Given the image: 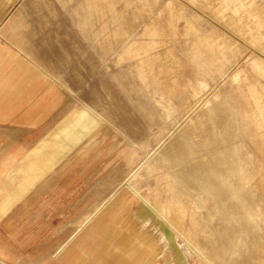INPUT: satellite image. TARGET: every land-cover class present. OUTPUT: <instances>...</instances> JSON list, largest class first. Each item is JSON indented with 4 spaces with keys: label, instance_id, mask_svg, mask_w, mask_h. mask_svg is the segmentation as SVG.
I'll use <instances>...</instances> for the list:
<instances>
[{
    "label": "rangeland",
    "instance_id": "1",
    "mask_svg": "<svg viewBox=\"0 0 264 264\" xmlns=\"http://www.w3.org/2000/svg\"><path fill=\"white\" fill-rule=\"evenodd\" d=\"M0 3L10 19L1 40L58 94L44 125L13 138L0 164L57 122L60 132L91 127L65 154L34 152L46 139L33 150L19 171L23 194L0 219V261L117 264V245L108 263L76 237L62 247L100 216L111 238L121 226L145 233L141 248L156 247L139 251L146 263L264 264V0Z\"/></svg>",
    "mask_w": 264,
    "mask_h": 264
},
{
    "label": "crops",
    "instance_id": "2",
    "mask_svg": "<svg viewBox=\"0 0 264 264\" xmlns=\"http://www.w3.org/2000/svg\"><path fill=\"white\" fill-rule=\"evenodd\" d=\"M4 8L0 3V10ZM8 20L10 19L0 18V28L8 24ZM1 38L0 34V153H6L5 148L11 144L13 138L32 137L44 125L53 111L51 106L54 104V97L58 96V94H55V96L52 94L50 97V90L49 88H45L43 78L38 76V73L34 71L36 66L30 65L33 69L29 68L27 62L16 52L15 48L6 41L1 40ZM80 118L85 125L92 119L87 113L80 114ZM55 125L36 137L32 146L27 151L19 156L13 155L1 162L0 174L3 173V176L0 177V219L7 208L23 194L20 193L19 187L20 172L28 169L29 158L40 142L46 139V141L50 140L53 143L47 145L45 149H36L34 152L53 155L65 154L81 140V136L85 130L91 128L84 126L85 128L76 130L75 126L70 125L65 126L63 128L65 130L60 132L59 126L55 127ZM61 140L65 144L62 145ZM57 161L53 160L47 170H50ZM7 163L9 164L8 167L6 166ZM130 190H132L134 196L137 194L136 197H139V200L141 199L144 202L142 204L146 205L163 222L149 207V205H152L145 197L139 194L133 187H130ZM87 221L80 225L78 229L73 230L72 235L63 243L62 247L69 240L76 237L74 246L81 249L89 247L92 250L104 251L105 253L102 258L106 260L105 263L114 258L112 254H109V248L117 245L124 254L118 259L117 264H155V262L146 263L142 261L139 255L140 250L156 248L155 245L150 246V243L141 248V245L146 240L145 233L137 232L136 228L121 226V229L125 231L124 234L111 238V231L113 229L104 224L100 225L103 221L102 217L95 218V222H91L89 225ZM136 223L135 221V225ZM127 231L133 237L131 243H129ZM110 239L113 240L110 241ZM70 250H67L66 253H69ZM0 264L6 263L0 261Z\"/></svg>",
    "mask_w": 264,
    "mask_h": 264
},
{
    "label": "bare ground",
    "instance_id": "3",
    "mask_svg": "<svg viewBox=\"0 0 264 264\" xmlns=\"http://www.w3.org/2000/svg\"><path fill=\"white\" fill-rule=\"evenodd\" d=\"M135 193V192H134ZM136 196H137V194H136ZM138 199H139V197H138ZM141 200V199H140ZM145 201V200H144ZM141 202H142V200H141ZM142 203H144V202H142ZM147 203V202H146ZM145 203V204H146ZM148 204V203H147ZM149 205V204H148ZM146 206V205H145ZM149 207L152 209V211L158 216V217H160L166 224H167V226H170V224L168 223V221L167 220H165L163 217H162V215L153 207V206H150L149 205ZM260 214V213H259ZM259 218V217H258ZM264 220V219H263ZM260 223H262V222H260ZM177 234H179V232H176ZM181 238H183V240L185 241V243L186 244H188V246H189V248L196 254V256L197 257H199V258H201V259H203V260H205L207 263H208V261H207V258H206V256L197 248V246L195 247L194 245H192L193 243H190V242H188L184 237H182L181 235H179ZM260 239V238H259ZM229 241V245L227 246V254L229 255L230 253H231V250H233L232 249V242L234 241V243H233V246H237L236 245V240L234 239V238H232V237H230V239H228ZM183 241V242H184ZM241 241V240H240ZM241 244V243H240ZM260 244V243H259ZM240 246V245H239ZM239 246L237 247V248H239ZM261 246V245H260ZM242 248H244V247H240V249H242ZM236 249V248H235ZM240 249H238V250H240ZM245 249V248H244ZM247 250V249H246ZM237 251V250H236ZM236 251H234V252H236ZM257 251V250H256ZM246 252V251H245ZM242 253V252H241ZM233 254H236V253H232L231 255H233ZM230 256V255H229ZM234 256V255H233Z\"/></svg>",
    "mask_w": 264,
    "mask_h": 264
}]
</instances>
